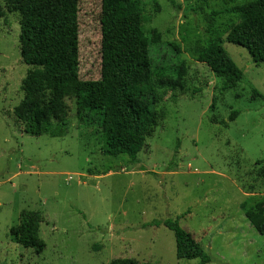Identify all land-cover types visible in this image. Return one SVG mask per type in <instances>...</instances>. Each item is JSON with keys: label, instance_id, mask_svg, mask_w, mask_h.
Here are the masks:
<instances>
[{"label": "rangeland", "instance_id": "rangeland-1", "mask_svg": "<svg viewBox=\"0 0 264 264\" xmlns=\"http://www.w3.org/2000/svg\"><path fill=\"white\" fill-rule=\"evenodd\" d=\"M151 13L148 28L154 72L174 77L171 88L153 75L157 126L137 154L103 155V137L94 116L78 115L80 105L66 98L59 112L65 135L33 136L23 131L17 108L28 65L19 49V22L0 0V264H109L131 258L135 264H197L178 259L173 232L152 220L178 217L179 224L210 256L205 264H264V235L253 228L241 204L264 202V62L254 63L239 45L223 43L243 71L232 88L192 48L210 27L224 29L231 16L221 10L245 0H209L197 11L195 0H143ZM79 76L100 75V0H78ZM172 45L178 47L175 51ZM173 66L185 67L181 77ZM214 100V106L211 107ZM239 114L232 121V110ZM226 121L228 125L222 122ZM22 209H38L44 219L40 253L16 243L10 228Z\"/></svg>", "mask_w": 264, "mask_h": 264}, {"label": "trees", "instance_id": "trees-1", "mask_svg": "<svg viewBox=\"0 0 264 264\" xmlns=\"http://www.w3.org/2000/svg\"><path fill=\"white\" fill-rule=\"evenodd\" d=\"M4 2L6 11L18 18L20 57L30 67L22 81L23 98L16 111L23 122V131L33 136L65 135L67 121L60 118L59 112L66 98L72 97L80 103L79 116L89 114L98 122L103 137L101 153L112 157L124 155L130 162H136L159 119L153 75L163 85L181 86L174 77L163 81L164 69L154 72L151 38L158 41L159 33L147 27L151 13L144 1L100 0V75L96 79L79 76L78 0ZM204 6H209V0H195L187 10L195 12ZM211 13L231 16L229 24L222 30L209 26L208 37L192 48V55L222 79V89L232 88L241 80L243 71L227 55L223 35L227 42L246 48L254 63L264 62V0L232 3ZM4 14L5 10L0 11V16ZM172 48L178 50L175 45ZM170 71L181 77L185 67L173 66ZM252 97L264 102V95L255 89ZM238 114V110H232L228 120H234ZM222 123L228 125L226 121ZM260 172L264 174V165ZM241 208L250 225L264 235V202L242 203ZM18 219V225L10 228L14 241L40 254L45 248L39 235L43 212L22 209ZM158 225L173 232L178 259L198 258L197 264L210 261L199 242L180 226L178 217L147 223ZM109 264L135 262L118 257Z\"/></svg>", "mask_w": 264, "mask_h": 264}]
</instances>
